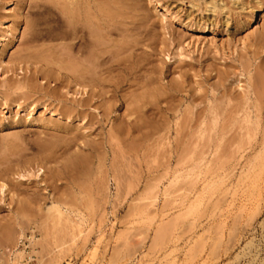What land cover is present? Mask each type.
Returning a JSON list of instances; mask_svg holds the SVG:
<instances>
[{
    "label": "rangeland",
    "instance_id": "obj_1",
    "mask_svg": "<svg viewBox=\"0 0 264 264\" xmlns=\"http://www.w3.org/2000/svg\"><path fill=\"white\" fill-rule=\"evenodd\" d=\"M73 1L0 0V264H263L264 0H78L103 86Z\"/></svg>",
    "mask_w": 264,
    "mask_h": 264
},
{
    "label": "bare ground",
    "instance_id": "obj_2",
    "mask_svg": "<svg viewBox=\"0 0 264 264\" xmlns=\"http://www.w3.org/2000/svg\"><path fill=\"white\" fill-rule=\"evenodd\" d=\"M70 10H72V15L69 18V22L73 25L71 29V37L73 39H78V42L73 45V49L76 50V57L82 58L83 57V63L81 64L82 67H73L71 68V77L76 81V84L82 85L85 84L87 86H94L99 85L103 86L101 78L94 72L95 68H102L101 66H105L109 59L103 55H96L94 60H88V48L91 45L92 47H97L98 44L95 40L91 39V32L88 29V23L90 21V18L87 14H81L82 11V2L81 1H73L72 7H70ZM79 16H76L75 14H78ZM97 17L98 20L101 22H106L108 25V28H111L113 24L109 19L106 17V15H103L100 13V11H97ZM85 63V64H84ZM90 65H92L93 70L90 68ZM117 87H114V90H116ZM84 159H77V163H84ZM4 186V185H3ZM2 186V187H3ZM245 201H250L251 199H258V196L261 197V194H257L256 197H253V195H246ZM26 204L31 207L33 203L31 201H27ZM241 205H246L245 203ZM242 206V207H244ZM32 208V207H31ZM42 215V222L45 226V235L42 238H37L39 243L44 242L45 238L48 234V224L50 222L54 223L56 220L60 219L61 217V209L57 206L55 202L47 203L44 207H42L40 211ZM263 215H264V177H263ZM263 226V237H264V218L263 222L260 224ZM39 229V226H37ZM36 240V239H35ZM20 252V250H19ZM249 253V252H248ZM29 256V255H28ZM31 256V255H30ZM29 256V257H30ZM31 258V257H30ZM264 264V261H263Z\"/></svg>",
    "mask_w": 264,
    "mask_h": 264
}]
</instances>
